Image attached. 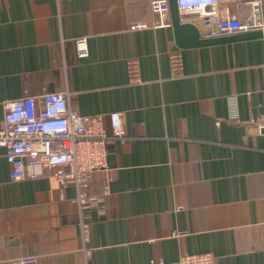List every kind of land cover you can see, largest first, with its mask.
<instances>
[{"label": "crops", "instance_id": "1", "mask_svg": "<svg viewBox=\"0 0 264 264\" xmlns=\"http://www.w3.org/2000/svg\"><path fill=\"white\" fill-rule=\"evenodd\" d=\"M151 1L0 0V123L7 100L68 90L79 114L109 129L121 112L126 131L109 140L107 169L90 181V194L107 184L110 194L104 213L82 215L88 262L76 188L49 170L11 180L0 148V264L31 255L39 264H175L206 252L219 264H264V37L180 48L171 15L157 26ZM131 60L141 83L131 82Z\"/></svg>", "mask_w": 264, "mask_h": 264}, {"label": "built area", "instance_id": "2", "mask_svg": "<svg viewBox=\"0 0 264 264\" xmlns=\"http://www.w3.org/2000/svg\"><path fill=\"white\" fill-rule=\"evenodd\" d=\"M181 22L195 24L202 38H215L253 31L264 33L262 0H176ZM244 5L240 12L237 7ZM248 8V9H245ZM151 10L157 26H170L169 0L151 1ZM145 25H133V29ZM79 54L87 55L84 41H79ZM173 76L183 72V59L179 51L170 54ZM133 83H141L140 65L137 60L128 64ZM71 93L44 91L39 95L25 94L4 102V117L0 123V148L10 165V179L22 181L37 179L46 170L62 187L67 184L76 188L75 203L81 218L79 227L85 261L92 257L89 248L90 228L84 219L86 209L97 208L104 213L108 184L102 195H92L89 185L95 171L107 169V144L112 138H126L121 112L110 113V128L104 127L101 116H85L71 107ZM264 106V102H263ZM229 119L238 121L236 95L229 98ZM264 129V114L257 121ZM15 264H39L38 256L17 259ZM163 261H152L161 264ZM175 264H219L215 255L186 253Z\"/></svg>", "mask_w": 264, "mask_h": 264}, {"label": "water", "instance_id": "3", "mask_svg": "<svg viewBox=\"0 0 264 264\" xmlns=\"http://www.w3.org/2000/svg\"><path fill=\"white\" fill-rule=\"evenodd\" d=\"M172 27L175 41L180 48H197L239 40H251L264 37L262 31L228 35L215 38H202L199 28L190 22H181L176 0H169Z\"/></svg>", "mask_w": 264, "mask_h": 264}]
</instances>
